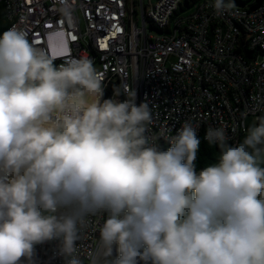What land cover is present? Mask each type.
Here are the masks:
<instances>
[{
	"label": "clouds",
	"instance_id": "9594fccd",
	"mask_svg": "<svg viewBox=\"0 0 264 264\" xmlns=\"http://www.w3.org/2000/svg\"><path fill=\"white\" fill-rule=\"evenodd\" d=\"M120 95L104 98L91 59L57 67L24 32L0 34V264L53 239L82 264L92 216L106 217L93 264H264V118L234 145L209 127L220 153L198 170L192 120L164 150L149 104Z\"/></svg>",
	"mask_w": 264,
	"mask_h": 264
},
{
	"label": "built area",
	"instance_id": "2783aa9c",
	"mask_svg": "<svg viewBox=\"0 0 264 264\" xmlns=\"http://www.w3.org/2000/svg\"><path fill=\"white\" fill-rule=\"evenodd\" d=\"M0 0L8 27L26 34L59 67L87 57L104 86L125 99L147 102L149 134L167 148L186 120L204 140L209 127L223 126L227 143L246 134V120L264 118V1L257 7L199 0ZM186 7V6H185ZM188 8V7H187ZM1 32V34L3 33ZM241 113H246L242 120ZM205 141V140H204ZM105 216L89 217L78 242L82 264H93ZM60 241L34 246L19 264H67Z\"/></svg>",
	"mask_w": 264,
	"mask_h": 264
},
{
	"label": "trees",
	"instance_id": "16d2710c",
	"mask_svg": "<svg viewBox=\"0 0 264 264\" xmlns=\"http://www.w3.org/2000/svg\"><path fill=\"white\" fill-rule=\"evenodd\" d=\"M199 0H184L186 7L191 6L193 3L197 2ZM264 0H224L226 3H231L234 5H245L249 4L251 8L257 7L260 5ZM8 27V24L5 20V13L3 5L0 4V34ZM201 139V145L198 153V159H197V169H201L203 167H206L207 165L216 162L218 159L220 149L217 145H209L206 141L202 139L201 136H199ZM242 141V138L239 140V142ZM238 142V143H239ZM229 144V143H228ZM231 145V144H229ZM162 149L166 150L167 147L163 144H160Z\"/></svg>",
	"mask_w": 264,
	"mask_h": 264
},
{
	"label": "rangeland",
	"instance_id": "374dc122",
	"mask_svg": "<svg viewBox=\"0 0 264 264\" xmlns=\"http://www.w3.org/2000/svg\"><path fill=\"white\" fill-rule=\"evenodd\" d=\"M136 2H137V0H135ZM252 1V0H251ZM182 4H183V7H184V10L183 11H181V10H179V14H181V15H184V14H187V13H189L190 11H191V8L190 7H185L186 5H185V2H182ZM257 123L254 121V119L252 118V117H250V118H248L247 120H246V129L248 128V127H250V126H253V125H256ZM246 135V134H245ZM244 135V136H245ZM244 136H242V139L244 138Z\"/></svg>",
	"mask_w": 264,
	"mask_h": 264
}]
</instances>
